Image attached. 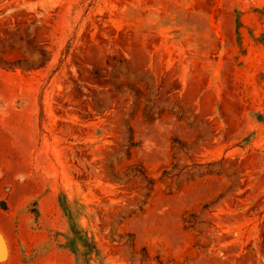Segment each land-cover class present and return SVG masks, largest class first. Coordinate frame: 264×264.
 <instances>
[{
	"label": "rangeland",
	"instance_id": "obj_1",
	"mask_svg": "<svg viewBox=\"0 0 264 264\" xmlns=\"http://www.w3.org/2000/svg\"><path fill=\"white\" fill-rule=\"evenodd\" d=\"M0 264H264V0H0Z\"/></svg>",
	"mask_w": 264,
	"mask_h": 264
}]
</instances>
